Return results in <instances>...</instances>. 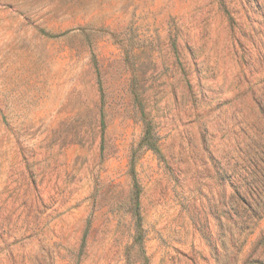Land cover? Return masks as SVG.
<instances>
[{
    "label": "rangeland",
    "instance_id": "rangeland-1",
    "mask_svg": "<svg viewBox=\"0 0 264 264\" xmlns=\"http://www.w3.org/2000/svg\"><path fill=\"white\" fill-rule=\"evenodd\" d=\"M0 264H264V0H0Z\"/></svg>",
    "mask_w": 264,
    "mask_h": 264
},
{
    "label": "trees",
    "instance_id": "trees-1",
    "mask_svg": "<svg viewBox=\"0 0 264 264\" xmlns=\"http://www.w3.org/2000/svg\"><path fill=\"white\" fill-rule=\"evenodd\" d=\"M148 137H149V129L146 130V133H145V136H144V140H145V139L147 140ZM149 147L152 148L153 150H155L156 152L158 151L157 148L154 146V144H150ZM133 187H134V192H133V194H134V200H135L134 214H135V216H136L137 223H138L139 220H140V216H139V212H138V192H139V191H138L137 183H136L135 181H134V185H133ZM138 224H139V223H138Z\"/></svg>",
    "mask_w": 264,
    "mask_h": 264
}]
</instances>
